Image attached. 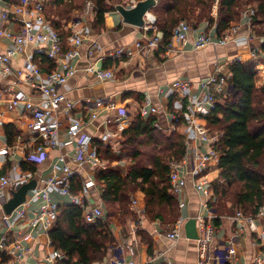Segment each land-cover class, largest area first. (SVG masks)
<instances>
[{
    "label": "built area",
    "instance_id": "2783aa9c",
    "mask_svg": "<svg viewBox=\"0 0 264 264\" xmlns=\"http://www.w3.org/2000/svg\"><path fill=\"white\" fill-rule=\"evenodd\" d=\"M138 1L140 0H132L127 7L135 6ZM214 1V5H218L219 0ZM48 3L49 0H20L15 3L0 0V4H4V8L0 9V38L8 37L13 40L12 46L6 48H1L0 46V75L7 76L13 72L17 75L16 88L10 87L9 89L0 91V104L6 102L9 109L24 106L32 115L29 131L33 136V140L38 143L32 151L26 154L27 161L40 164L49 157L52 149H61L65 145L72 143L76 151V160L80 165L88 163L96 171L105 170L107 163L98 152V147L95 145L96 139L90 134L83 132L85 124L88 123L89 119H96L98 112H91L84 117L73 116L75 103L60 90V87L67 83L77 72L75 60L79 58L80 49L85 39L91 33L89 18L91 17L92 19L96 13L95 3L93 0H85L82 17L75 16L70 23L67 21L63 22L61 29H55L50 18H48L46 14ZM255 15V7L249 5L248 8L243 10L241 20L232 23L230 28L222 35L217 33L216 28L198 33L193 41L194 48L203 49L208 46L227 45L236 41L243 29L248 30L246 37L248 41H252L255 37L253 33ZM13 21L21 23L19 31H13L6 27L7 23L9 24ZM141 28L144 29L145 34L136 42L137 51L141 53L159 51L164 55L171 54L175 40L182 43L187 42L192 31L191 23L183 19L173 30L172 41L166 44L159 33V27L154 19L145 16V21ZM63 31L69 33L67 48L64 45ZM30 44L42 46L44 55L57 64L53 71L43 72L34 58H28L24 68L14 71L12 67L13 57L20 52H24ZM94 48L102 50V46L95 40L92 42L89 50L91 55ZM134 54L135 52L132 48H118L104 53V56L117 60L124 59V57L131 59ZM246 55L252 56L253 59H258L261 56L255 48L245 46L233 59V62H245ZM227 66L221 62L217 63L213 74L199 82L197 92H187L188 88L191 87V82L187 78H178L172 83L175 91L182 94L185 99L182 109H184L186 117V143L188 136L191 133H195L198 147L191 149L187 143V156L181 161H173L171 163V188L178 196L180 210H184L188 204L186 199L188 174L192 176L194 188L208 198L202 204L206 212H200L194 217L197 220L199 234L196 239L198 264H208L210 261L214 264H237L236 235L231 237L230 240L222 242L217 249L212 251V243L216 236L213 219L217 216L211 212L209 205L210 199L214 196L212 192V180L209 178L208 170L213 164H219L220 154L215 150L214 146L220 141L222 133H212L208 129L206 116L211 114L218 104L223 103L228 92L232 90V73L228 70ZM86 72L96 77L99 81L115 77L113 69L97 67L95 63H90L86 68ZM262 76L264 77V74ZM21 83L33 86L38 90V94L34 97V95L27 93L20 87L19 84ZM6 92H9L8 97L5 95ZM94 102L97 105L104 104L105 98L98 97ZM107 106L119 109V113L114 118L117 130L112 134L103 133L98 139L105 146H110L116 151L118 149L114 142H112L111 135L120 138L122 132L131 126L133 118L129 115L126 107H119L111 99L108 100ZM160 112L161 110L158 106L147 101L140 105L137 116L141 115L147 118L155 115L159 118ZM166 115L171 120L170 128L174 130L177 115L172 112H167ZM156 125L163 127L160 121H157ZM63 129L66 130V139L63 138ZM29 145L30 141H24L23 147L25 150H27ZM9 151L10 148H6L2 151V154L6 155ZM190 156L193 167L189 171L187 167ZM58 162L61 163V165L57 164V166L63 171L62 176L49 177L46 180V184L42 187L36 185L29 191L27 199L23 204L12 213H5L3 219L9 228L17 224V220L27 216L26 206L43 200V205L39 211L34 213L30 222L32 229L36 230L35 232L42 229V231L49 233L60 215V203L53 199V192L69 195L73 201H77V196L73 195L70 189L72 179L77 174L71 167V164L66 161L65 154L58 156ZM26 181V176H21L17 179L10 178L0 170V203L6 200V189L15 191ZM93 184L94 181L92 180L87 183V185ZM131 209L137 215L138 228H143L148 217L146 205L139 196L132 199ZM84 210L88 223H96L99 219H103L106 216L105 207L101 204L90 207L84 206ZM261 217H264V205L259 207L255 216H246L239 210L235 216L230 218L232 220L254 221ZM189 219V216H181L176 223L169 225V230L164 232V237L172 242L179 241ZM38 227L40 228L38 229ZM33 236L34 233L29 232L25 235V238ZM257 237L261 243H264V228L257 231ZM22 248L21 239L11 241L7 234L0 235V255L10 257L7 264H14L23 258ZM118 249H120L121 253L118 250L117 255L120 254V256H114L99 264H135L134 256L136 249L132 244H122ZM64 258L65 254L53 247L46 260L49 264H60ZM263 260V258L257 257L255 263L262 264ZM148 263L159 264L156 257L149 258ZM167 264H176V262L173 259H167Z\"/></svg>",
    "mask_w": 264,
    "mask_h": 264
},
{
    "label": "crops",
    "instance_id": "0c3cea01",
    "mask_svg": "<svg viewBox=\"0 0 264 264\" xmlns=\"http://www.w3.org/2000/svg\"><path fill=\"white\" fill-rule=\"evenodd\" d=\"M7 1L15 3L20 0ZM3 8L4 4H0V9ZM152 9L145 16L155 20L156 17L152 13ZM47 12L46 9V14ZM217 14L218 5L216 4L213 7V16L216 18ZM6 27L13 31H19L21 23L13 21L9 24L7 23ZM214 28H216V23L211 25L206 20L200 22L197 27H192L187 42L182 43L177 40L173 42V51L169 55H164L159 51L141 53L137 51L136 42L144 36V29L125 22L122 14L117 10L108 12L105 16V26L102 31L97 33L92 29L90 35L85 39L80 49V56L75 60L76 74L60 87V90L75 103L73 116L84 117L91 112H98L96 119L88 120L83 132L98 139L103 133L112 134L117 130L114 118L119 113V109L107 106L108 100L111 99L119 107H126L131 117L137 116L140 105L150 101L161 110L159 121L163 127H169V134H171L173 132L170 128L171 120L166 115L167 112H171V98L174 95L175 101L173 104L176 110H181L185 103L184 96L175 91L172 83L178 78H187L191 82V87L188 88L187 92H197L199 82L213 74L217 63L221 62L226 65L233 63V59L245 46L255 48L261 54L258 59H253L252 56L246 55L245 62L255 63L258 72L257 76L261 77L264 74V50L262 48L264 36L256 34L254 30L255 37L252 41H248L246 37L248 30L243 29L239 33L237 40L227 45L195 49L193 41L197 34ZM94 40L102 46V50L94 48L91 55L89 50ZM12 45V39L8 37L0 38L1 48ZM118 48H132L135 54L131 59L124 57V59L117 60L104 56V53ZM41 54H44L42 46L28 45L24 52H20L13 57L12 67L14 71L24 68L28 58H34L39 65L41 61L37 56ZM90 63H95L97 67L113 69L115 77L99 81L96 77L86 72V68ZM43 72L49 71L44 70ZM16 81L17 75L15 72L7 76L0 75V91L10 87L16 88ZM19 85L27 93L34 95V97L38 94V90L29 84L21 83ZM161 92L162 94H160ZM5 95L8 97L9 92H6ZM98 97L105 98V103L97 105L94 100ZM31 117L32 115L24 106L9 109L6 102L0 104V170L10 178L17 179L21 176H26V182L35 179L37 180V186L42 187L46 184V180L49 177H60L63 175V171L57 164L61 165L58 162V156L65 154L66 161L71 164L76 174L84 179L85 189L76 195V202L69 195L59 192H53V199L58 201L60 206L69 203H79L83 207L99 204L105 207L102 197L104 188L96 177L99 171H96L91 164L80 165L78 163L75 157L74 144L72 143L65 145L61 149H52L49 157L38 164L35 171L23 170L21 161L26 160V154L32 151L38 143L33 140V136L29 131ZM7 127H9L10 133H8ZM62 134L63 138L66 139L65 129L62 130ZM26 140L30 141L27 150L23 147ZM111 140L119 149V137L111 135ZM197 142L196 134L191 133L187 138L189 148L195 149L198 147ZM200 147L202 146L200 145ZM6 148H10V151L8 154L3 155L2 151ZM188 161L187 168L190 171L193 167L191 156ZM208 174L211 180L217 178L219 175L218 165L213 164L208 170ZM90 180L94 181L93 185H87ZM13 192L6 189V200L0 203V235L7 234L11 241L15 239L22 240L23 248L21 251L24 256L14 264H49L46 258L54 247L51 244L50 235L39 229L40 227H38V232H35L36 230L32 229L30 222L34 213L40 210L44 202L39 200L26 206L27 216L17 220V224L9 228L3 219L6 213L4 205L12 197ZM139 193L141 194L139 197L145 203L144 193L142 191H139ZM186 199L188 204L184 210L179 209L180 217L184 215L194 218L200 212H206L202 204L208 198L194 188L191 174H188ZM169 225L173 224H164L160 219L149 221L147 218L145 226L141 228L153 240V253H150L148 243L136 233L140 228H137L135 221L125 228V234L122 233L123 230L119 226H113L112 229L118 240L117 242H127L135 247V264H149L148 261L151 257H156L159 264H167V259H173L176 264H198L196 239L188 238L186 228H184L179 241L172 242L167 240L164 237V232L169 230ZM262 228H264V217L254 221L232 220L229 217H221L219 224L215 225L216 236L212 243V251L217 249L222 242L230 240L231 237L236 235L237 264H256L255 259L257 257L264 259V243H261L257 237V231ZM29 232L34 233V236L25 238V235ZM108 256L105 261L115 256L114 250L112 252L110 250ZM9 260V256L0 255V264H7ZM208 264L214 263L210 261ZM262 264H264V260Z\"/></svg>",
    "mask_w": 264,
    "mask_h": 264
},
{
    "label": "trees",
    "instance_id": "16d2710c",
    "mask_svg": "<svg viewBox=\"0 0 264 264\" xmlns=\"http://www.w3.org/2000/svg\"><path fill=\"white\" fill-rule=\"evenodd\" d=\"M96 14L90 21L91 28L100 33L105 26V16L116 11L115 2L120 0H93ZM253 4L256 15L253 30L264 34V0H219L218 14L213 16L214 0H158L153 7L155 23L166 44L172 41L175 27L183 19L197 27L204 20L216 23L217 33L222 35L232 23L241 20L243 9ZM85 5V2H84ZM47 15L55 29H61L63 19L70 23L71 13L83 7L77 0H49ZM51 12L54 16H51ZM68 32H62L64 45L68 47ZM264 50V44L262 46ZM41 70L53 71L57 64L44 54L38 55ZM232 73V90L224 102L206 116L211 132H220L222 137L214 146L220 154L219 175L212 180L214 197L209 201L215 225L219 224L222 212L236 214L241 210L246 216H255L264 205V86L257 85V70L253 62L228 64ZM173 98V99H172ZM170 110L177 115L175 129L159 127L157 116H135L131 126L122 132L119 139V154L110 146L96 139L95 145L101 157L112 161L124 160L125 165H107L96 177L103 186V200L108 213L96 223H88L84 207L79 203L60 206V215L49 231L51 244L65 254L60 264H99L108 257L117 238L113 232V218L119 213L127 227L137 219L128 204L133 192L140 189L145 195L149 221L160 219L164 224H174L180 217L178 196L170 182L171 163L183 160L188 153L186 143V117L184 109L174 108V95ZM8 133L9 127H7ZM11 139V138H10ZM12 142V139H11ZM109 162V163H110ZM38 163L22 161L23 170L35 171ZM84 179L75 175L71 192L78 195L84 189ZM230 204V206H228ZM228 208V209H227ZM227 210V211H224ZM135 218V219H134ZM148 243L153 253V240L143 229L136 232Z\"/></svg>",
    "mask_w": 264,
    "mask_h": 264
},
{
    "label": "water",
    "instance_id": "95a60500",
    "mask_svg": "<svg viewBox=\"0 0 264 264\" xmlns=\"http://www.w3.org/2000/svg\"><path fill=\"white\" fill-rule=\"evenodd\" d=\"M158 0H140L133 7H127L123 4L117 5V11H119L124 21L136 26H143L146 13L156 6ZM232 87V85H231ZM37 185V180L33 179L29 182L23 183L17 190L13 192L12 197L5 203V212L10 214L17 207L23 204L28 196L29 191ZM186 235L190 239H197L198 229L196 218H190L185 226Z\"/></svg>",
    "mask_w": 264,
    "mask_h": 264
},
{
    "label": "rangeland",
    "instance_id": "374dc122",
    "mask_svg": "<svg viewBox=\"0 0 264 264\" xmlns=\"http://www.w3.org/2000/svg\"><path fill=\"white\" fill-rule=\"evenodd\" d=\"M78 1V3H80V4H83V7L82 8H79L78 10H74L72 13H71V17H74V16H76V17H82V14H83V9H84V2H85V0H77ZM132 2V0H120V2H115V5H117V4H123V5H126L127 6V4H130ZM249 5L250 6H254L253 4H251V3H249L243 10H245L246 8H248L249 7ZM96 14V13H95ZM51 16H54L53 14H52V12H51ZM95 16V15H94ZM92 19H91V17L89 18V25H90V29L92 30L93 28H91V23H90V21H91ZM65 21H67V19H63V22H65ZM190 21V20H189ZM191 22V21H190ZM261 35H263L264 36V34H261ZM257 85L259 86V87H263L264 86V77L263 76H257ZM132 118H134V117H132ZM213 133V132H212ZM120 139V138H119ZM115 152H117L116 154H119V149L118 150H116ZM103 158V160L107 163V165H109V164H113V165H118V164H120V165H125V164H127V162L125 161V159L124 160H116V161H112V162H110V160L109 159H107V158H104V157H102ZM110 162V163H109ZM139 191H141L140 189H137L135 192H133L132 194H131V197H130V202H129V204H128V207H129V210H131L132 212H133V210L131 209V202H132V199L134 198V197H136V196H140L141 194L139 193ZM212 192H213V188H212ZM214 196V195H213ZM212 199V198H211ZM210 199V200H211ZM228 206H230V204H228ZM228 209V208H227ZM180 211V210H179ZM224 211H227V210H224ZM105 212H106V215H107V213H108V208H107V206L105 205ZM211 212L212 213H214L213 212V210H212V208H211ZM224 215L223 216H220V220H221V217H233V216H235V214L233 215L232 214V212H230V211H227V212H222ZM217 218V217H216ZM135 219V218H134ZM223 219V218H222ZM231 219V218H230ZM241 220V219H240ZM135 222H136V226H137V228H138V224H137V221H138V218L136 219V220H134ZM244 221V220H243ZM113 226L114 227H120V228H122V230H123V234H125L126 232H125V225L123 224V222H122V219H121V217L119 216V213H117L116 214V216H115V218H113ZM118 241V240H117ZM228 241V240H227ZM127 242H124V243H120V242H116V243H114V247H112V248H110V250H111V252H112V250H114V254H115V256H120V254L119 255H117V253H118V250L120 251V249H118L119 247H120V245H122V244H126ZM119 253H121V251L119 252ZM109 257V256H108Z\"/></svg>",
    "mask_w": 264,
    "mask_h": 264
}]
</instances>
